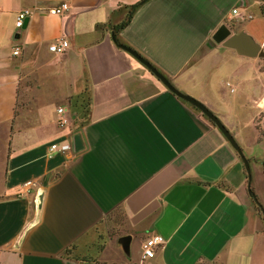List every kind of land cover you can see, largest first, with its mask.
<instances>
[{
  "label": "crops",
  "instance_id": "crops-1",
  "mask_svg": "<svg viewBox=\"0 0 264 264\" xmlns=\"http://www.w3.org/2000/svg\"><path fill=\"white\" fill-rule=\"evenodd\" d=\"M141 1L0 0V264H264V226L236 150L121 47L237 139L243 116L253 124L264 110V56L209 41L225 25L264 52L261 2L147 0L117 44L114 27ZM62 4L64 14L49 13ZM60 39L66 51L51 52ZM155 235L164 243L142 259Z\"/></svg>",
  "mask_w": 264,
  "mask_h": 264
},
{
  "label": "water",
  "instance_id": "water-1",
  "mask_svg": "<svg viewBox=\"0 0 264 264\" xmlns=\"http://www.w3.org/2000/svg\"><path fill=\"white\" fill-rule=\"evenodd\" d=\"M25 23H26V20L24 21V25ZM209 43L211 45L222 44L223 46L227 48L234 49L239 54L250 56V57H254L256 55H259L261 57L264 56V52L260 51L259 46L254 43L253 39L250 36L244 33L233 34L231 30L225 25L219 27V29L213 34ZM121 47L127 50L132 55H134L141 63H143L165 85V87L169 91H171L179 98L183 99L184 101L188 102L189 104L197 108L217 127V129L223 134V136L227 139L229 144L236 150L237 154L243 161L244 168L247 174V179H248V193L252 195V191L249 185V181L251 179L249 160L245 157L241 147L239 146V144L237 143L233 135L230 133V131L225 127V125H223V123L209 109L203 106L199 101L193 99L190 96L181 94L179 91H177L169 83V81L159 71H157V69H155L149 62L145 61L144 59L139 57L135 52L131 51L125 46H121ZM81 146L82 145H81L80 136H76L75 149L78 151L81 149ZM122 239L124 242V247L128 249L130 241H131V237L124 236Z\"/></svg>",
  "mask_w": 264,
  "mask_h": 264
},
{
  "label": "rangeland",
  "instance_id": "rangeland-1",
  "mask_svg": "<svg viewBox=\"0 0 264 264\" xmlns=\"http://www.w3.org/2000/svg\"><path fill=\"white\" fill-rule=\"evenodd\" d=\"M262 5L264 7V3H262ZM87 115H88V102L85 98L82 103V108L76 114V119L74 122H72V124L77 125L79 127L82 126L87 118ZM246 117L243 116V118L245 119H243L242 122L238 124V131L236 134L237 139L235 138V140L239 145L241 144V146L245 149V153H247L251 157L249 158L245 155L249 160V163L251 164L250 165L251 179L249 181L250 182L249 185L251 190L254 192V194L257 195L259 202L264 208V143L258 144L257 140L255 139L256 131H258L257 133L259 134V142L264 137V110H262L260 112V115H258L254 119L253 124L250 121V118L248 119ZM257 212L259 214L260 221L264 226L263 216L261 215V213H259L258 209ZM114 217L115 218L113 222H117V223L123 222V214L120 212V210H117L115 212ZM201 264H214V263L204 262Z\"/></svg>",
  "mask_w": 264,
  "mask_h": 264
},
{
  "label": "built area",
  "instance_id": "built-area-1",
  "mask_svg": "<svg viewBox=\"0 0 264 264\" xmlns=\"http://www.w3.org/2000/svg\"><path fill=\"white\" fill-rule=\"evenodd\" d=\"M68 7L66 4H62L59 7L53 8L49 10L50 14L53 15H62L67 11ZM234 15L237 14L236 10L232 11ZM29 12L28 11H21L16 18L15 26L17 29H22L24 25V21L28 17ZM69 44L65 39H60L58 42L53 43L49 50L53 53H63L68 48ZM20 54V48L16 47L13 50V55L17 56ZM58 113H62V109L58 108ZM66 123L65 119H60L59 124L63 125ZM69 149V145L62 144L57 145L53 144L51 145V151H66ZM34 185L33 181H27L23 183L22 188L25 189L26 192L31 188V186ZM164 243V239L161 236L155 235L148 239H146L143 243L142 247V259H151L155 256L157 249L161 247V245Z\"/></svg>",
  "mask_w": 264,
  "mask_h": 264
},
{
  "label": "trees",
  "instance_id": "trees-1",
  "mask_svg": "<svg viewBox=\"0 0 264 264\" xmlns=\"http://www.w3.org/2000/svg\"><path fill=\"white\" fill-rule=\"evenodd\" d=\"M145 1H147V0H142L140 3H137L136 5L131 6L130 9H129V14H128V16H127V19H126L122 24H120V25L114 27L115 41H116L117 44L120 43L119 40H118V38H117L118 31H119L120 29H122L124 26H126V25L130 22L134 10H135V9H136V8L142 3V2H145ZM260 2H261V7H260L261 14L264 16V7H263V5H262V3H264V0H260ZM249 183H250V182H249ZM250 189H251V188H250ZM251 191H252V190H251ZM251 197H252L254 203L256 204L259 213H261V215L263 216V220H264V208H263V206L261 205V203L259 202L257 196L254 194L253 191H252V195H251ZM214 264H215V263H214Z\"/></svg>",
  "mask_w": 264,
  "mask_h": 264
}]
</instances>
